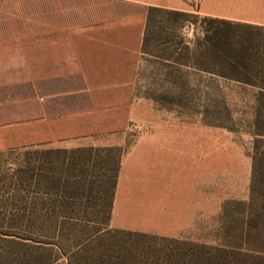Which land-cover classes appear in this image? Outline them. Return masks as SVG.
Here are the masks:
<instances>
[{"label":"rangeland","instance_id":"1","mask_svg":"<svg viewBox=\"0 0 264 264\" xmlns=\"http://www.w3.org/2000/svg\"><path fill=\"white\" fill-rule=\"evenodd\" d=\"M203 16L153 13L156 25L134 53L132 80L115 95L127 105L102 111L100 134L81 139L85 145L16 137L0 147V264H264V100L255 99L253 85L198 70L193 53L179 48L202 36ZM151 132L173 145L166 185L157 184V161L133 167L130 179L139 182L116 221L162 228L164 194L177 200L172 171L193 184L196 170L191 216H183L179 237L116 233L121 228L107 221L122 159ZM145 173L151 182H143Z\"/></svg>","mask_w":264,"mask_h":264},{"label":"crops","instance_id":"2","mask_svg":"<svg viewBox=\"0 0 264 264\" xmlns=\"http://www.w3.org/2000/svg\"><path fill=\"white\" fill-rule=\"evenodd\" d=\"M148 6L264 26V0H0V147L17 138L80 147L85 145L81 139L100 134L96 131L101 112H110L111 105H127L115 95L132 80L134 53L141 46ZM132 115L131 99L126 116L131 119ZM160 137L152 132L142 135L122 159L110 224L174 238L187 226L184 217L191 216L196 170L193 184L179 181L172 171L177 200L172 202L173 193L164 194L165 207L158 214L162 228L116 221L129 210L132 186L139 182L130 179L133 167L157 161V184L165 187L166 160L173 156V145ZM194 150L196 164V146ZM142 180L151 182L146 173Z\"/></svg>","mask_w":264,"mask_h":264},{"label":"trees","instance_id":"3","mask_svg":"<svg viewBox=\"0 0 264 264\" xmlns=\"http://www.w3.org/2000/svg\"><path fill=\"white\" fill-rule=\"evenodd\" d=\"M144 11L146 21L142 37L143 45L149 41V34L151 33L150 27L156 25L153 17L154 12L162 16H175L176 20L187 16L198 15L154 6H148L144 8ZM162 19L158 21V25L161 28L163 24ZM203 20L207 22L208 26L203 30L202 36H195L191 48L186 41L181 42L179 48L193 53L195 58L193 62L198 70L207 73L211 77L235 80L253 85L257 87L255 99L258 101L264 100V83H256L252 80L254 77L264 81V26L237 23L212 16H203ZM181 23L184 25V22ZM177 49L178 46L176 44L174 50L176 51ZM182 77H184L183 74L177 75L179 79ZM116 179L115 177L111 200L109 202L107 221H110ZM115 232L142 237L147 235V233L124 229H116Z\"/></svg>","mask_w":264,"mask_h":264}]
</instances>
